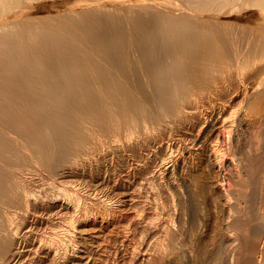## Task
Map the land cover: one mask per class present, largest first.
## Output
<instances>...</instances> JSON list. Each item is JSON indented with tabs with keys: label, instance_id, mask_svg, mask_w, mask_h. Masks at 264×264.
<instances>
[{
	"label": "bare ground",
	"instance_id": "bare-ground-1",
	"mask_svg": "<svg viewBox=\"0 0 264 264\" xmlns=\"http://www.w3.org/2000/svg\"><path fill=\"white\" fill-rule=\"evenodd\" d=\"M38 2L0 0V264H264L262 212L251 231L232 217L231 259L214 234L194 252L183 175L206 142L229 156L225 110L264 113V0H72L26 18ZM108 157L127 163L119 182L80 192Z\"/></svg>",
	"mask_w": 264,
	"mask_h": 264
},
{
	"label": "rangeland",
	"instance_id": "rangeland-1",
	"mask_svg": "<svg viewBox=\"0 0 264 264\" xmlns=\"http://www.w3.org/2000/svg\"><path fill=\"white\" fill-rule=\"evenodd\" d=\"M52 1H60L61 3H64L65 4V7H59L58 9H55L53 12L49 10L50 7H47L48 5H50V2ZM72 0H40V2L38 3H34L32 6H34L31 10H30V13H28L25 17L26 18H30L33 19L36 18L37 16L41 17L42 15L43 16H47V15H54V14H58L59 12H63V10L65 11V8L67 6H69V4L71 3ZM49 3V4H48ZM112 4H105L104 6H110ZM41 6V8H40ZM44 7V8H43ZM43 8V9H42ZM48 8V9H47ZM52 13V14H51ZM32 15V16H31ZM28 16V17H27ZM42 16V17H43ZM37 17V18H38ZM235 18V20H234ZM237 18V19H236ZM234 21H233V20ZM231 20L233 22H235V25H238V22L240 25H242L243 23V19L242 18H239L238 16H235V17H232ZM231 20H228L229 23H231L232 21ZM237 21V22H236ZM232 22V25H234V23ZM237 23V24H236ZM253 91V90H252ZM251 91V94H253L254 92ZM225 101H221V103H224ZM231 107H229L227 110L224 111V117L228 116V118L232 121L233 123V126L232 127V136L230 134V137L227 139V137L224 135L225 137V146L227 145V143H229L228 146H226V149L228 150V153H229V156L227 157H222L223 159H219L216 163H214L215 161L213 159H211V157L208 156L209 152L208 149H206L207 146V142L204 143V147L203 145L201 146L202 148H200L199 150L201 152V155L199 154L198 155V152L196 153V155H194L193 157H191V159L188 160V163H190V165L187 163L186 167L184 168L185 171H187V173L184 171L183 175H186V179L187 181H189V183L193 184L194 186V189H195V198L197 200V204H198V212H200V216L198 215L199 218H197V222L195 224H193L191 226V230H193V234H194V244L193 247L194 249V252L197 251L199 248L200 249H208L211 247L212 245V241L215 240L219 243V245H221V249H223L224 252H226V249H227V252L229 251L230 254H228L230 257V259L232 258V252H231V248L233 246V244L236 242H234V238L235 236H233L235 233L234 231L232 230L231 227H227L228 224H230L231 220H232V217L234 215L237 214L236 211H238V213L241 215L242 214V217H246L245 219L248 221V224L249 225V229L250 231L255 228L260 221H259V217L261 215V212H262V215L261 216H264V200H263V189H264V179L262 178L263 177V174L264 173V134H262L264 132V129L262 128V126L264 127V123L261 122L262 119H264V113L263 115L258 119V118H253L250 117V115L247 114L246 112V115L244 113H239V114H232L231 110L233 109H230ZM229 112V114L227 113ZM231 112V113H230ZM228 114V115H227ZM242 114V115H241ZM249 116V118L246 116ZM236 116V117H234ZM225 117V118H226ZM231 117V118H230ZM243 117V118H242ZM237 118V119H235ZM253 118V120H252ZM262 118V119H261ZM243 119V120H242ZM247 119V120H246ZM257 121H255V120ZM237 120V121H236ZM249 120V121H248ZM236 121V123L234 122ZM253 121V122H252ZM254 121H255V124H254ZM263 121V120H262ZM259 122V123H258ZM262 123V126H261V123ZM264 122V121H263ZM249 123V124H248ZM253 123V124H252ZM193 124V125H192ZM198 124L199 122H197L196 120L192 123H190V125H183V126H180L178 128H176L175 130V135L177 134L178 137L179 135L184 137L186 136L185 138H190L191 134L192 133H195V130L197 129L198 127ZM258 124V125H257ZM237 125V126H235ZM249 125V126H248ZM252 125V126H251ZM257 128L258 126H260L261 128L260 131L259 129L255 128L254 126ZM193 126V127H192ZM190 127V128H189ZM240 127V128H239ZM235 128V129H234ZM237 128V129H236ZM248 128V129H247ZM183 129V130H182ZM185 129V130H184ZM193 129V130H192ZM195 129V130H194ZM247 129V130H246ZM250 129V130H249ZM263 129V130H262ZM182 130V131H181ZM235 130V131H234ZM237 130V131H236ZM255 130V131H254ZM189 131V132H188ZM254 133H253V132ZM182 132V134H181ZM186 132V133H185ZM234 132V133H233ZM236 132V134H235ZM249 132V133H248ZM251 132V133H250ZM256 132V133H255ZM260 132V134H258ZM190 136H189V134ZM242 133V134H241ZM236 136H235V135ZM176 135V136H177ZM259 135V136H257ZM174 136V137H176ZM188 136V137H187ZM219 136H222L220 137L219 140H222L223 139V134L222 135H219ZM253 136V137H252ZM235 137V138H234ZM237 137V138H236ZM241 138V140H240ZM243 138V139H242ZM234 139V140H233ZM256 139V140H255ZM215 140V138L213 139ZM260 140V141H259ZM262 140V141H261ZM236 141V142H235ZM256 141V142H255ZM238 142V143H237ZM240 142V143H239ZM212 143V141L210 142ZM236 143V144H235ZM223 144V143H222ZM232 144V145H231ZM262 144V145H261ZM208 145H209V142H208ZM232 146V147H231ZM255 146V147H254ZM261 146V147H260ZM237 147V148H236ZM254 147V148H253ZM258 147V149H257ZM209 148V147H208ZM223 148V146H222ZM225 148V147H224ZM223 148V149H224ZM235 148V150H234ZM253 148V149H252ZM206 149V150H205ZM251 149V150H250ZM205 152H204V151ZM253 150V151H252ZM262 152H258V151ZM257 151V152H256ZM253 152V153H251ZM206 153V155L204 154ZM255 154V155H254ZM258 154V155H257ZM260 154V155H259ZM176 157V154L174 155ZM197 156V158H196ZM206 156V157H205ZM257 156V157H256ZM263 156V157H261ZM204 157V158H203ZM209 157V158H208ZM230 157V158H229ZM252 159H251V158ZM193 158V159H192ZM207 158H208V161H207ZM237 158V159H236ZM250 158V160H248ZM259 158V160H258ZM262 158V159H261ZM236 159V160H235ZM256 159V160H255ZM214 162H213V161ZM253 160V161H252ZM107 161L109 164H107ZM111 163H110V162ZM117 161V163H116ZM111 158V157H108L106 159V161H103L102 164H100L99 166H97L95 169L93 166L92 167V171L91 169L89 171H91V174H89L90 172L87 170L85 176L88 178V181L87 178L86 180L84 179H79L77 181H79V183L81 185L77 186V188L80 189V192L83 193V189H85L86 185L91 187L96 185L95 187L92 188V190H94V194H97V193H104L105 191L107 192L108 191V188H110V186L115 183L116 181L119 182V171L120 169H122L123 167L126 166V162L123 161V160H116ZM205 161V162H204ZM207 161V163H206ZM234 161V162H233ZM236 161V162H235ZM249 161V162H248ZM255 161V162H254ZM193 162V163H192ZM260 162L262 164H260ZM106 163V164H105ZM113 163V164H112ZM125 163V164H124ZM220 163V164H219ZM223 163V164H222ZM251 165H247V164H250ZM253 163V164H252ZM111 164V165H110ZM115 164V166H114ZM120 164V165H118ZM192 164V165H191ZM194 164V165H193ZM209 164V165H208ZM244 164V165H243ZM102 165V166H101ZM110 165V167H109ZM220 165V166H219ZM255 165V166H253ZM259 165V166H258ZM114 166V167H113ZM121 166V167H120ZM219 166V167H218ZM263 168H261V167ZM108 167V168H107ZM127 167V166H126ZM193 167V168H192ZM101 168V170H100ZM187 168V169H186ZM252 168V169H251ZM99 169V170H98ZM106 169V170H105ZM109 171H108V170ZM114 169V170H113ZM116 169V170H115ZM248 169V170H246ZM243 173H242V171ZM106 171V172H105ZM112 171V172H111ZM114 171V172H113ZM115 171H118V174L117 172ZM97 172V173H96ZM103 172V173H102ZM110 172V173H108ZM183 172V171H182ZM246 172L248 174H246ZM255 172V173H254ZM257 172V173H256ZM88 173V175H87ZM93 173V175H92ZM114 173V174H113ZM250 173V174H249ZM254 173V174H253ZM105 174V175H104ZM108 174V175H107ZM113 174V175H112ZM90 175V176H89ZM97 175V176H96ZM100 175V177H99ZM248 175V176H247ZM253 175H256V176H253ZM89 176V177H88ZM94 178H93V177ZM96 176V178H95ZM103 176V177H102ZM108 176V177H107ZM116 176V177H115ZM247 178H246V177ZM251 176V177H250ZM91 177V178H90ZM102 177V179H101ZM114 177V179H113ZM117 178V179H116ZM94 179V180H92ZM98 179L100 181H98ZM259 179V181H258ZM82 180L84 182H82ZM92 180V181H91ZM102 180V181H101ZM109 180V181H108ZM255 180L257 182H255ZM97 181V183L95 184V182ZM112 181V182H111ZM115 181V182H114ZM218 181H219V184H218ZM243 181V182H242ZM68 181L62 183V187H66L68 188H72V186L74 185L73 183H69L67 184ZM89 182V184H88ZM68 185H66V184ZM105 183V185L103 186V184ZM243 183V184H242ZM258 183V184H257ZM70 184V185H69ZM73 184V185H72ZM83 184V185H82ZM94 184V185H93ZM246 184V185H245ZM261 184V185H260ZM263 184V185H262ZM239 185V187H238ZM81 186V187H80ZM108 186V187H107ZM237 186V187H236ZM241 186V187H240ZM248 186V188H247ZM62 187H58V188H62ZM97 187V188H96ZM102 187V188H101ZM257 187V188H256ZM260 187V188H258ZM263 187V188H262ZM74 188V187H73ZM100 188V189H99ZM104 188V189H103ZM237 188V189H236ZM99 191H98V190ZM233 189V190H232ZM244 189V190H242ZM253 189V191L251 190ZM256 189V191H255ZM232 190V192H231ZM239 190V192H238ZM248 190V192H247ZM231 193H229V192ZM252 191V192H251ZM237 192V193H236ZM243 192V193H242ZM246 192V193H245ZM250 192V193H249ZM262 192V193H261ZM100 193V194H101ZM233 193V194H232ZM239 193V194H238ZM253 194V197L252 195L250 194ZM258 193V194H257ZM227 194V195H226ZM231 194V195H230ZM238 194V195H237ZM245 196H243V195ZM257 194V195H256ZM240 195V196H239ZM248 195V196H246ZM261 195V196H260ZM227 196V197H226ZM252 198H251V197ZM233 199H232V198ZM238 197V198H237ZM241 197V198H240ZM245 197V198H244ZM250 197V198H249ZM260 197V198H259ZM235 198V199H234ZM244 198V199H243ZM261 198H262V203L261 202ZM249 199V200H247ZM228 200V202H227ZM229 201L230 203L232 204H229ZM239 202V204H238ZM241 202V203H240ZM248 203V204H247ZM255 203V204H254ZM225 204V205H224ZM246 204V205H245ZM250 204V205H249ZM233 206L231 207L230 209V206ZM235 205V206H234ZM242 205V206H241ZM258 205V206H257ZM227 206V207H226ZM239 206V207H238ZM250 206V207H249ZM225 207V208H224ZM237 207V208H236ZM248 207V208H247ZM233 208V209H232ZM243 208V209H242ZM250 208V209H249ZM225 209V211H224ZM237 209V210H236ZM231 210V211H230ZM233 210V212H232ZM260 210V211H259ZM230 211V213L228 212ZM236 212V213H234ZM241 212V213H240ZM253 212V214H252ZM247 215H246V214ZM257 213V214H256ZM230 214L232 216H230ZM252 214V216H251ZM256 214V215H255ZM244 215V216H243ZM224 217V218H223ZM227 220H226V218ZM250 217H252L250 219ZM256 218L257 221L256 224L253 222ZM264 219V218H263ZM261 220V227L264 228V220L262 221V218L260 219ZM227 221V222H226ZM227 223V224H226ZM224 226V227H223ZM230 226V225H229ZM227 228V229H226ZM261 228V229H262ZM263 231H261V233L259 232V235L257 234V238H256V241L255 243H260L261 246L264 248V229H262ZM215 232V233H214ZM234 233V234H233ZM214 234V236L212 235ZM200 235V236H199ZM214 238H213V237ZM234 237V238H233ZM213 238V239H212ZM196 239V240H195ZM233 240V241H232ZM198 242V243H197ZM214 242V241H213ZM234 242V243H233ZM263 242V243H262ZM228 244V245H227ZM230 244V245H229ZM226 246V247H224ZM231 246V247H229ZM227 247H229L230 249H228ZM222 251V250H221ZM227 254V253H225ZM224 255V253H223ZM235 261V260H234ZM89 264H92V261L89 263Z\"/></svg>",
	"mask_w": 264,
	"mask_h": 264
}]
</instances>
